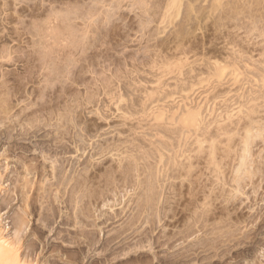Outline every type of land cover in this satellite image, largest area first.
<instances>
[{"label":"rangeland","instance_id":"rangeland-1","mask_svg":"<svg viewBox=\"0 0 264 264\" xmlns=\"http://www.w3.org/2000/svg\"><path fill=\"white\" fill-rule=\"evenodd\" d=\"M0 174L38 264H264V0H0Z\"/></svg>","mask_w":264,"mask_h":264},{"label":"bare ground","instance_id":"bare-ground-1","mask_svg":"<svg viewBox=\"0 0 264 264\" xmlns=\"http://www.w3.org/2000/svg\"><path fill=\"white\" fill-rule=\"evenodd\" d=\"M0 176H1V174H0ZM2 184L3 183L0 181V185H2ZM8 196H9V194H8ZM10 199H11V197L7 198V199L1 198L0 199V209H1L2 205L3 206L7 205V203L10 201ZM12 200H13V198H12ZM3 206H2V208H3ZM26 209H27V207H26ZM27 211L25 210V212H27ZM22 212H24V210H22ZM25 215H27V214H25ZM3 217L4 216H2V214H1L0 215V264H38L37 259L34 258L36 260L35 261L31 257L33 255L32 253L35 251V249L38 246L36 240L35 241L33 240V242H30L27 245V247L25 248V249H27L25 251L24 250L20 251L22 245H19V246L17 245L18 243H20L21 237L23 236L24 229L27 227L28 220H26L25 217L28 218V216L11 217L8 222H6L5 221L6 219H4ZM12 229H14V233H13L14 235H10V233H9V232H11ZM38 261H39V259H38Z\"/></svg>","mask_w":264,"mask_h":264}]
</instances>
